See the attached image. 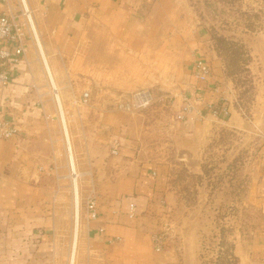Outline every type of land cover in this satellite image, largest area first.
<instances>
[{
  "label": "crops",
  "instance_id": "0c3cea01",
  "mask_svg": "<svg viewBox=\"0 0 264 264\" xmlns=\"http://www.w3.org/2000/svg\"><path fill=\"white\" fill-rule=\"evenodd\" d=\"M21 2L0 0V14H8L18 22H25L22 4L27 6L28 3L37 30L35 44L25 23V53L17 63L0 60V70L5 66L8 72V81L0 83V118L9 119L19 130L9 139L0 138V264H200L195 259L194 248L180 246L171 238L172 230L166 232L161 249H155L153 237L163 217L168 216V199L176 195L168 172L169 163L161 165L145 159L138 138L120 139L117 153L112 154L110 137L104 136V128L110 126L94 125L92 110L81 114L84 121L79 128L72 126V145L64 124L71 166L70 148L73 147L81 172L82 200L94 189L96 204L95 219L87 218L84 213L77 246L76 222L71 245L61 239L52 185H46L41 176L47 154L38 148L46 140L57 144L52 130L55 125L60 129L58 117L55 120L57 106L62 113L61 102L56 98L55 102L50 92L36 91H40L45 73L49 82L59 86L56 85V91L67 87L86 89L90 82L86 76L91 70L89 64L82 65V60L91 58L96 43L104 44V53H107L104 58L114 56L109 52H116L117 58L155 56L156 29L158 26L165 29L168 13L181 1ZM97 28L104 32L101 40L96 34ZM170 33L169 30L160 36L158 50L161 53L172 43ZM199 37L197 42L189 43L197 48L191 62H185L184 76L191 85L181 84L186 90L184 94L195 109L207 110L210 103L223 99L228 103L222 102L212 111L213 115L206 113L195 120L177 122L174 135L181 144L175 156L197 174L202 173L200 152L205 137L204 120L210 116L209 120L220 125L232 122L234 115L224 120L222 114L235 111L233 101L236 99L232 80L226 76L224 60L209 45L206 33ZM115 43L120 51L114 48ZM199 47H203L202 51ZM198 60L210 67L206 80L196 76ZM78 95L71 105H86L81 101V94ZM86 106L92 107V104ZM62 121L64 123L63 115ZM201 126L203 128H199ZM119 130L125 136L132 128H125L124 122H119L112 131ZM257 155L259 171L249 182L244 202L258 210L260 221L248 239L234 241L237 264H264V144L258 148ZM131 206L133 214H130Z\"/></svg>",
  "mask_w": 264,
  "mask_h": 264
},
{
  "label": "rangeland",
  "instance_id": "374dc122",
  "mask_svg": "<svg viewBox=\"0 0 264 264\" xmlns=\"http://www.w3.org/2000/svg\"><path fill=\"white\" fill-rule=\"evenodd\" d=\"M180 1L182 5L175 4L168 13L165 29L157 25L155 56L151 55L148 59L117 58L116 52H109L110 56H114L104 58L107 54L104 53V44L96 43L91 58L82 60V65L89 64L91 70V74L86 76L90 79L86 89L67 87L55 91L51 84L56 89L59 86L49 82L46 73L43 80L41 78L43 85L40 91H36L50 92L54 100L56 98L61 102L62 113L57 106L55 120L58 117L62 121V115L64 117V123L60 121V129L57 125L52 129L58 139L57 144L46 140L38 146L48 155L44 158L45 168L41 170V176L46 185H52L49 186L54 192L61 239L71 245L76 222L77 246L85 208L81 197V172L72 152L73 147L70 148L71 166L64 124L72 145V126L79 128L84 121L81 114L92 110L94 125L104 123L110 126L104 128V136L109 135L111 146L116 142L119 145L124 137L138 138L144 158L161 165L166 161L169 163L168 172L172 176L170 179L176 197L168 199V216L163 217L155 234L165 241L166 232L172 230L171 238L180 246L185 244L194 248L195 259L200 264H233L225 254L221 255L224 257L222 260H217V256L222 250L225 252L229 243L248 239L260 221L258 210L244 202V197L250 180L259 171L257 151L264 144V0H177L178 3ZM31 21L33 34L28 23L26 25L29 36L36 44L37 30L33 16ZM169 30L168 37L172 43L167 45L165 53H161L158 50L160 36L166 35ZM103 33L97 28L99 40L103 38ZM205 33L218 57L227 60L225 70L233 83L235 111L226 115L223 113L222 117L227 120L225 117L232 114L235 119L226 125L212 122L210 116L204 120L205 137L200 152L202 173L197 174L175 156L181 143L176 140L174 132L181 122L176 116L181 112L184 101L191 103L181 86L182 83L191 85L184 76V66L185 62H191L197 47L189 43L197 42L199 35ZM116 45H113L114 48L120 51ZM202 49L199 47V50ZM139 90L151 92L152 101L148 106L132 111L118 106L119 101H131L132 95ZM84 92L88 93L85 101ZM79 93L81 101L86 105L92 104V107L71 105L74 99L79 98ZM222 102L228 103V100L210 103L207 110L195 109L191 104V116L195 120L206 113L213 115L212 111ZM119 122H124L125 128L132 130L124 133L125 136L120 130L113 132V127L116 128ZM72 168L79 174L75 183L70 177ZM76 257L75 250L74 261Z\"/></svg>",
  "mask_w": 264,
  "mask_h": 264
},
{
  "label": "built area",
  "instance_id": "2783aa9c",
  "mask_svg": "<svg viewBox=\"0 0 264 264\" xmlns=\"http://www.w3.org/2000/svg\"><path fill=\"white\" fill-rule=\"evenodd\" d=\"M22 3V2H21ZM23 5V4H22ZM23 16L25 22H18L16 19L8 14H0V60L5 63L9 60L12 63H17L25 53L24 37H25V23L29 25L30 31L33 34V30L30 24L31 11L28 7L23 6ZM210 72L209 65L201 60L195 63V73L196 76L201 80H206ZM8 81V72L3 67L0 70V83L5 84ZM55 90V89H54ZM56 91V90H55ZM55 94V93H54ZM88 96L87 92L83 93V101L86 100ZM152 101V94L148 90H139L132 95L131 101H119L117 104L120 108L126 111H132V109H140L148 106ZM192 105L188 100L183 103L182 110L177 114L176 118L181 121L193 120L194 116H191ZM61 119V117H60ZM61 121V120H60ZM63 123V121H62ZM62 125V124H61ZM19 133V130L15 124H13L9 119L0 118V138L9 139ZM117 142L112 146L110 152L112 154L117 153ZM70 177L72 183L77 182L79 174L74 170L70 169ZM94 189L91 190L90 195L84 201V208L86 216L89 219H95L96 217V204L94 198ZM134 207L131 206L130 214H133ZM153 241L155 243V249L160 250L163 244L162 237L160 235H154Z\"/></svg>",
  "mask_w": 264,
  "mask_h": 264
},
{
  "label": "trees",
  "instance_id": "16d2710c",
  "mask_svg": "<svg viewBox=\"0 0 264 264\" xmlns=\"http://www.w3.org/2000/svg\"><path fill=\"white\" fill-rule=\"evenodd\" d=\"M223 60L227 64V60L225 58H223ZM221 239H223V237ZM222 254H225V257L228 258V261L230 260L233 262V264H237V257L234 255V244L233 243H229L225 252L223 250L220 252V254L217 256V260H222L224 258L223 256H221Z\"/></svg>",
  "mask_w": 264,
  "mask_h": 264
},
{
  "label": "bare ground",
  "instance_id": "6f19581e",
  "mask_svg": "<svg viewBox=\"0 0 264 264\" xmlns=\"http://www.w3.org/2000/svg\"><path fill=\"white\" fill-rule=\"evenodd\" d=\"M22 2H23V0H22ZM23 6L27 7V6L25 5V3L23 4ZM30 24H31V27H32L33 25H32V21H31V16H30ZM32 30H33V27H32ZM51 86H52L53 90H54V89L56 90V88L54 87L53 84H51ZM55 97H57V93H56V92H55Z\"/></svg>",
  "mask_w": 264,
  "mask_h": 264
}]
</instances>
